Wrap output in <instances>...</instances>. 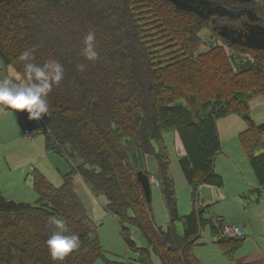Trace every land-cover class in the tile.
Listing matches in <instances>:
<instances>
[{
	"label": "trees",
	"instance_id": "trees-1",
	"mask_svg": "<svg viewBox=\"0 0 264 264\" xmlns=\"http://www.w3.org/2000/svg\"><path fill=\"white\" fill-rule=\"evenodd\" d=\"M166 1L175 11L202 23L201 28L209 30L224 45L223 50L242 49L253 59L236 71L224 53L219 58L199 53L202 42L197 28L192 30L196 23L122 9L117 14L107 0H0V61L22 73L19 55L39 45L36 63L56 59L65 66V79L53 87L49 112L41 124H34L26 112L19 113L30 127L43 129L48 138L79 154L84 162L77 172L93 193L107 198L105 210L120 222L137 226L162 264H200L191 247L183 244L178 250L170 239L173 234L183 241L175 228L177 204L167 174L169 161L158 155L163 195L172 216L165 233L153 220L151 176L136 170L128 157L134 149L150 155L151 142L160 145L164 133L174 131L184 146L180 166L194 194L202 184H221L222 177L215 172L216 157L222 151L216 122L237 115L247 123L239 134L240 142L264 186V153L257 154L263 146L264 123L256 124L250 113L251 99L264 98V57L257 55L264 53V23L251 9L255 0ZM90 31L96 34V61L81 55L83 38ZM79 63L86 64L83 73L76 69ZM220 63L231 76L218 74H227L220 66L216 71ZM74 173L63 176L58 188L40 174L35 204L7 200L0 193V215L16 209L34 212L31 228L13 227L12 231L7 229L9 222L17 221L0 220V245L9 240L6 249L0 246V264H26L25 253L37 239L43 242L38 251L47 256L53 216L65 219L66 234L80 236L79 247L66 257L67 264H94L104 257L95 222L86 215L73 188ZM129 188L140 190L134 202L127 194ZM182 223L186 236L205 225L196 210L184 216ZM124 224L123 240L129 248L138 249ZM213 231L218 236L215 225ZM156 236L161 246L153 240ZM218 243L232 258L243 239H219ZM141 251L135 262L149 264V250ZM38 259L35 264L49 262L42 255Z\"/></svg>",
	"mask_w": 264,
	"mask_h": 264
},
{
	"label": "rangeland",
	"instance_id": "rangeland-1",
	"mask_svg": "<svg viewBox=\"0 0 264 264\" xmlns=\"http://www.w3.org/2000/svg\"><path fill=\"white\" fill-rule=\"evenodd\" d=\"M107 1L111 3L117 14L121 13L120 9H122L124 12L135 11L136 14L141 15L150 14L173 18V20L182 19L190 24L196 23L192 30L197 28L199 39L202 42L199 53L213 55L214 58H219L221 53H224L231 60L230 67L236 71L242 70L245 61H250L254 57L242 49L232 50L225 47L223 50L224 45L219 40H215L209 30L202 29V23L193 17H186V15L175 11L166 0ZM96 2L98 3L99 0H94V3ZM251 9H254L264 23V0H255ZM221 22L234 24L229 20ZM197 23H199L198 26ZM207 25L212 27L210 23ZM159 48L161 49V46ZM257 55L261 58L264 57V53ZM221 64L215 67L216 71H220L218 69L220 66L227 74L220 72L218 74L231 76L228 73V68ZM12 68L14 67L4 66L0 61V75H11ZM214 89L220 88L214 87ZM182 104L185 103L182 102ZM250 108L251 116L256 124L264 123V98L251 99ZM12 111L0 108V193L7 200L35 204L39 198L35 184L39 180L40 174L58 188L63 184V176L73 171L75 172L72 179L73 188L81 198L86 215L95 222L96 235L103 250L104 257L94 264H137L135 260L139 259L142 249L149 250V264H162L157 254H154L155 252L153 253L150 248L149 240L142 235L137 226L124 224L105 210L107 198L101 194L93 193L84 178L77 172L84 162L80 159L79 154L73 152L70 146H60L51 137L48 138L44 135L43 129L40 133L30 127L23 114L15 112L13 116ZM34 124H41V120L34 121ZM216 124L222 151L217 157L215 170L222 177L221 184H203L194 194L180 166V160L186 154L184 146L179 134L174 131L165 132L164 141L160 145L155 141L151 142L153 150L150 155L134 149L130 151L128 158L136 170L147 171L151 176L153 220L157 228L165 233L168 231L172 216L163 195L165 184L164 177L160 172L158 155L162 154L164 160L169 161L167 174L168 179L173 182L174 198L177 204L175 228L177 235L184 241L176 239V236L171 234L170 239L174 248L180 250L183 244L191 247L200 264H264L261 261L264 260V186L259 185L239 140V133L246 130L247 123L239 116L233 115L217 120ZM98 150L102 151L100 148ZM262 153H264V136L263 146L257 154ZM85 168L90 169L89 166H85ZM127 194L134 202L133 198L140 197V190L129 188ZM222 196L225 201L220 199ZM143 206L149 213V208L144 204ZM194 210L197 213L201 212L205 225L195 234L191 233L186 236L182 218ZM220 210L235 220L232 223L230 219L225 218L226 222L241 228L245 227L247 238L232 258L223 251L218 243L219 239L215 238L217 235L213 231V225L216 224L217 227L220 225L218 219L221 214ZM33 213L17 209L15 212L3 211L0 220L17 221L16 224L9 222L11 224L7 229L12 231L13 227L31 228L34 226L31 223L34 217ZM144 213L146 215V212ZM3 223L6 224V222ZM150 223L153 225V222L150 221ZM123 224L130 228V237L138 249L129 248L126 241L123 240ZM5 240L0 245L5 246L4 249L9 242L8 239ZM37 240L40 241V239ZM153 240L155 243L159 241L158 245L161 246L159 236L153 237ZM36 242H33L27 249L28 253H25L26 264H35L36 259L39 260L41 255L49 261L47 264H50L52 260L48 253L46 252L47 256H44L38 251L39 244L43 242ZM63 264H67L66 258Z\"/></svg>",
	"mask_w": 264,
	"mask_h": 264
},
{
	"label": "clouds",
	"instance_id": "clouds-1",
	"mask_svg": "<svg viewBox=\"0 0 264 264\" xmlns=\"http://www.w3.org/2000/svg\"><path fill=\"white\" fill-rule=\"evenodd\" d=\"M81 55L87 61H96V34L88 32L83 38ZM36 47H39L37 45ZM36 47L23 51L18 59L22 62V73L15 68L11 75H0V108L15 112H26L28 119L39 121L49 112V95L53 87H59L65 79V66L56 59H48L43 64L36 63ZM86 64L79 63L76 69L83 73ZM54 229L46 241L47 251L53 264H63L65 258L79 247L80 236L68 233L63 217H50Z\"/></svg>",
	"mask_w": 264,
	"mask_h": 264
},
{
	"label": "built area",
	"instance_id": "built-area-1",
	"mask_svg": "<svg viewBox=\"0 0 264 264\" xmlns=\"http://www.w3.org/2000/svg\"><path fill=\"white\" fill-rule=\"evenodd\" d=\"M27 133H30L27 131ZM244 230L235 224L223 225L219 229L218 237L219 239H236L244 238Z\"/></svg>",
	"mask_w": 264,
	"mask_h": 264
},
{
	"label": "crops",
	"instance_id": "crops-1",
	"mask_svg": "<svg viewBox=\"0 0 264 264\" xmlns=\"http://www.w3.org/2000/svg\"><path fill=\"white\" fill-rule=\"evenodd\" d=\"M230 116H233V115H230ZM230 116H228V117H230ZM256 123V122H255ZM259 125V124H258ZM247 129V128H246ZM241 133V132H240ZM239 133V134H240ZM263 136H264V134H263ZM239 140H240V138H239ZM241 143V142H240ZM220 154V153H219ZM219 154H218V156H219ZM217 156V157H218ZM217 157H216V161H217ZM247 157H248V155H247ZM249 159V158H248ZM250 162V161H249ZM215 167H216V164H215ZM253 169V168H252ZM253 171H254V169H253ZM215 172H216V170H215ZM254 174H255V171H254ZM255 176H256V174H255ZM256 178H257V176H256ZM257 181H258V178H257ZM258 183H259V181H258ZM203 185V184H202ZM260 185V184H259ZM201 186V185H200ZM199 186V187H200ZM222 201H225V198H224V196H222L221 198H220ZM219 212H221V214H219V222H220V224L222 225H229V223L228 222H226V220H225V218L226 219H230V221L232 222V223H234V218L233 217H228L225 213H222L223 212V210H220ZM221 225H219L218 227H217V225L215 224V226L217 227V230H218V232H219V229H220V226ZM222 227V226H221ZM241 228V227H240ZM241 229H243L244 230V233H245V236H243L244 238H242L243 239V243H244V241H245V238H247L246 236V232H245V227L244 228H241ZM250 231H251V229H250ZM218 236H216L215 238H217ZM241 239V238H240ZM218 240V239H217ZM229 240V239H228ZM219 241V240H218ZM243 243H242V245H243ZM220 245V244H219ZM241 245V246H242ZM221 246V245H220ZM222 247V246H221ZM223 249V248H222ZM263 263H264V260H261Z\"/></svg>",
	"mask_w": 264,
	"mask_h": 264
}]
</instances>
